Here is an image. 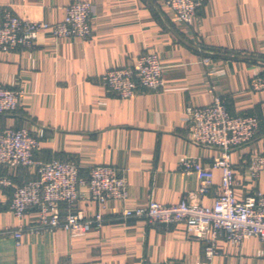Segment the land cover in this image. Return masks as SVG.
Instances as JSON below:
<instances>
[{
  "label": "crops",
  "instance_id": "crops-1",
  "mask_svg": "<svg viewBox=\"0 0 264 264\" xmlns=\"http://www.w3.org/2000/svg\"><path fill=\"white\" fill-rule=\"evenodd\" d=\"M72 1L0 0V6L23 18L59 22ZM88 1L94 6L90 39L42 31L33 48L0 53V83L22 92L19 109L0 114V128L29 129L40 141L36 160L74 161L83 176L101 164L125 169L128 198L101 206L85 189L77 207L87 216L102 213L100 228L84 234L61 227L31 231L39 226L38 212L17 218L10 201L18 186L36 177L34 169L0 167L13 182L0 187V264H264L258 237L239 246L222 239L208 260L204 243L191 238L184 223L150 224L123 215L151 200L175 204L197 194L200 180L182 173L181 161L193 157L210 166L220 151L189 139L186 110L209 105L215 94L231 112L259 118L255 138L234 148L231 162L237 200L264 192V170L258 180L247 171L250 158L264 153V90L250 86L255 74L264 75V0H207L191 24L175 20L165 0ZM145 53L159 57L161 89L121 98L102 85V73L131 66ZM213 172V185L200 198L208 206L222 192V171ZM19 227L24 230L17 243L13 231Z\"/></svg>",
  "mask_w": 264,
  "mask_h": 264
},
{
  "label": "built area",
  "instance_id": "built-area-1",
  "mask_svg": "<svg viewBox=\"0 0 264 264\" xmlns=\"http://www.w3.org/2000/svg\"><path fill=\"white\" fill-rule=\"evenodd\" d=\"M207 0H165L174 13L175 20L191 24ZM94 6L88 0H73L65 8V16L59 22L43 19H27L9 6H0V53L33 48L38 34L47 31L55 37L90 39L93 34ZM208 64L210 57L203 58ZM102 85L121 98H131L141 91L158 90L164 86L163 66L155 53H145L131 66L111 68L100 75ZM253 91L264 90V75L251 78ZM22 92L0 83V114L15 113L20 106ZM186 120L190 124L188 137L197 144L216 147L220 154L210 166L199 159L186 157L180 163L184 174H196L200 180L197 194H188L175 204H163L151 200L146 206L126 209L124 217L146 218L150 224L171 225L184 223L187 234L204 243V253L211 260L219 253V242L225 239L233 245H241L250 237L264 241V192H255L237 200L234 193L235 168L231 162L234 148L251 142L260 126L259 118L251 113H233L219 95L206 106H188ZM40 141L25 127L0 128V167H31L36 177L18 186L10 201V209L17 218L29 210L39 214V226L31 231L64 228L71 233L84 234L92 228H100L104 216L98 212L87 216L77 207L80 198L86 196L101 206L107 201L128 198L125 169L112 164L90 168L88 176L81 174L74 161L53 159L36 160ZM214 169L222 171V192L212 206L205 205L201 197L211 189ZM264 170V153L253 155L247 171L258 180ZM13 184L9 176L0 175V187ZM197 197V200L195 199ZM62 205L66 212L62 214ZM23 228L13 231L17 240ZM161 264H188L181 260H165Z\"/></svg>",
  "mask_w": 264,
  "mask_h": 264
}]
</instances>
